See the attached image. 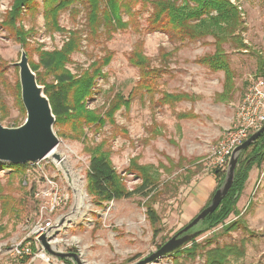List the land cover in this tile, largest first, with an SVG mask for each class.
Masks as SVG:
<instances>
[{
    "label": "rangeland",
    "instance_id": "374dc122",
    "mask_svg": "<svg viewBox=\"0 0 264 264\" xmlns=\"http://www.w3.org/2000/svg\"><path fill=\"white\" fill-rule=\"evenodd\" d=\"M42 1L35 0L34 9H23L16 24L27 33L28 45L23 49L4 25L12 0H0L1 125L15 128L25 120L19 105L18 68L14 66L20 52L26 53L28 63L38 65V52L60 49L68 32H78L80 36V48L67 65L71 74L91 71V64H98L107 55L111 57L85 102L86 109L102 118L104 124L58 123L53 130L59 140L54 153L59 160L49 156L37 165L28 164L26 171L17 176L9 177L6 170L0 171L4 198L0 201V264H28V260H19L10 251L40 223H48V230H54L56 252L76 254L81 264H136L208 206L217 190L212 172L218 167L212 152L222 133L232 126L236 102L247 89L246 78L257 74V60H264V0H229L241 9V39L247 43V53L237 49L236 43L224 45L234 74V89L226 102L216 97L223 88V73L196 64L199 58L213 53L211 38L181 45L164 33L149 32L150 10L141 4L132 7L134 22L114 33L101 29L97 38H91L85 13L77 7V13L67 10L60 14L59 26L64 32L50 34L44 26ZM122 18L127 21L125 15ZM139 49L148 59L149 69L159 71L151 84V96L134 90L140 74L129 58ZM38 74L43 83L52 84V78L41 68ZM163 94H184L187 99L164 104ZM116 95L130 99V105L116 111L110 122L105 114ZM96 149L108 157L125 191L133 196L101 205L90 196L86 175L90 152ZM142 169L151 179L152 192L147 197L134 194L142 183ZM220 170L226 177L227 167ZM259 173L244 187L236 213L224 225L202 230L194 239L192 255L187 253L189 243L176 254L150 264H205L207 251L225 246L239 250L228 264H264V227L255 226L249 218L253 210L251 193ZM263 183L264 173L258 187ZM38 191L42 192V200L36 197ZM54 193L58 197L51 208L48 203ZM42 203L50 208L45 214L40 212ZM148 209L158 218L154 226L147 218ZM235 222L237 225L227 231ZM202 228L198 226L194 231ZM29 264L46 263L35 260ZM50 264L76 262L72 258H54Z\"/></svg>",
    "mask_w": 264,
    "mask_h": 264
},
{
    "label": "trees",
    "instance_id": "16d2710c",
    "mask_svg": "<svg viewBox=\"0 0 264 264\" xmlns=\"http://www.w3.org/2000/svg\"><path fill=\"white\" fill-rule=\"evenodd\" d=\"M237 1L235 0V2ZM42 4L44 26L50 34L63 33V29L59 26L60 14L67 10L77 13V7L83 9L85 13L86 26L91 38H97L101 29L114 33L116 30L126 29L134 22L135 14L132 7L141 4L144 9L149 8L150 10L147 20L149 32L164 33L172 42L181 45L185 42L211 38L214 47L213 53L199 58L196 64L215 73L222 72L224 76L223 88L216 97L219 102L231 99L234 74L229 66L224 45L236 43L237 49L240 50L246 46L242 43L240 34L242 32L241 12L239 7L229 0H43ZM25 8L28 10L36 8L35 0H12L11 8L4 20V25L15 34L16 41L23 49L28 45L27 33L22 28H16V24ZM123 15L127 17L126 22L123 21ZM79 48L80 36L78 32H68V38L60 49L50 52L39 51L38 65L29 63V66L36 75L38 85L44 88V95L48 98L52 114L55 117V126L61 122L68 124L75 122L80 125L79 122L83 121L86 125L101 127L104 120L94 112L88 111L85 102L93 94L95 80L101 77V70L110 63L111 57L107 55L98 64H96L97 62L91 64V71L86 70L81 75H73L67 69V65L70 63L71 55ZM148 62L140 49L133 51L129 58V63L137 68L140 74V81L134 90L151 96L153 92L151 84L159 71L150 70ZM39 68L43 74L52 78V84L46 85L39 79ZM257 73L264 79V60L262 58L257 60ZM186 99L187 96L184 94L162 95L164 104H174ZM19 105L20 110L25 114L22 104ZM129 105L130 99L124 100L120 95L114 96L110 102L109 110L105 114L107 120L111 122L116 111L121 108L128 109ZM90 153L86 186L96 203L101 205L133 196V193L125 191L108 157L99 149ZM263 161L264 133L247 150L239 153L232 187L218 209L199 225L203 227L201 231L205 232L224 225L228 218L236 213V204L245 187L249 172L254 167H260ZM27 166L28 164L14 166L0 163V171L6 170L9 177L17 176L24 173ZM141 171L142 183L134 194L140 193L143 194V197H147L152 192L149 190L151 179L147 174H144L145 169ZM212 173L217 181L216 189H218L225 180V174H221L220 168H215ZM145 192L147 193L144 194ZM1 200L4 198L0 185ZM147 218L152 226L158 222L153 210H147ZM236 225V222L231 223L227 231L232 230ZM190 245L187 253L192 255L196 247L194 240L190 242ZM177 252L179 250L174 254ZM238 252L239 250L235 246L209 250L205 256V264H228V259L237 256ZM27 260L28 258H25L23 261Z\"/></svg>",
    "mask_w": 264,
    "mask_h": 264
},
{
    "label": "water",
    "instance_id": "95a60500",
    "mask_svg": "<svg viewBox=\"0 0 264 264\" xmlns=\"http://www.w3.org/2000/svg\"><path fill=\"white\" fill-rule=\"evenodd\" d=\"M14 66L18 68L20 101L25 112V120L22 125L15 128L3 127L0 123V163L17 166L42 161L55 150L59 140L53 130L55 117L52 114L49 100L44 95V88L38 85L36 75L30 69L24 51L20 52L19 61ZM263 133L264 125L233 150L227 165L225 180L221 187L213 193L209 205L154 253L136 264H150L175 253L202 232L194 230L218 209L230 191L239 153L247 150ZM53 159L59 160V157L53 154ZM39 242L52 257L57 259L72 258L76 264H81L76 254L58 253L52 250L44 236L39 239Z\"/></svg>",
    "mask_w": 264,
    "mask_h": 264
},
{
    "label": "built area",
    "instance_id": "2783aa9c",
    "mask_svg": "<svg viewBox=\"0 0 264 264\" xmlns=\"http://www.w3.org/2000/svg\"><path fill=\"white\" fill-rule=\"evenodd\" d=\"M263 125L264 79L253 77L250 80L246 93L236 106L232 126L222 133L217 146L212 152L216 166L218 168L227 167L233 150L247 140L249 136L257 132ZM38 163L29 164V166L37 165ZM56 196L57 193H54V198H51L48 203L51 208H54L52 203L56 205V202H54ZM36 197L38 200H42V192L38 191ZM40 207V212L44 214L50 209L47 206L44 207L43 203ZM49 226L50 224L48 223H40L37 224L34 230H29L23 240L11 248V255L19 260L28 258V264L35 260H41L46 264L52 263L54 258L43 249L39 242V239L44 236L48 243L52 244V250L56 251L53 246V243L56 242L53 235L54 230H48Z\"/></svg>",
    "mask_w": 264,
    "mask_h": 264
},
{
    "label": "crops",
    "instance_id": "0c3cea01",
    "mask_svg": "<svg viewBox=\"0 0 264 264\" xmlns=\"http://www.w3.org/2000/svg\"><path fill=\"white\" fill-rule=\"evenodd\" d=\"M241 16L243 17L242 14H241ZM241 38H244L243 32L241 33ZM242 43L244 45L247 44L245 42V40H242ZM241 52L246 54L247 53V47H245L244 49H242ZM256 73H257V66H256ZM253 77L254 78H257V77H260V76L257 73V74H254ZM253 77L248 76L246 78L247 79L246 81H247V84H248L247 85V89H248L250 80ZM260 78H262V77H260ZM233 83H234V79H233ZM233 89H234V87H233ZM247 89L245 90V93H246ZM245 93H243L240 96V98L237 100L236 105H235V108H236V106L238 105V103L240 102V100L242 99V97L244 96ZM258 172H260V173L258 175V179L256 181V185H255V187H253V192L251 193L252 195L254 194V196L252 198V201H253L252 209L253 210L251 211V214H250L249 218L253 221L252 223H255V226L264 227V183H263V187H262L261 184L258 187V182L260 181V177L264 173V161L262 162V164H261L260 167H258V168L257 167L252 168V170L249 172L248 179L246 181L245 186H248L250 184V181H253L252 179L254 178L255 174H257ZM248 202H249V200H248Z\"/></svg>",
    "mask_w": 264,
    "mask_h": 264
},
{
    "label": "bare ground",
    "instance_id": "6f19581e",
    "mask_svg": "<svg viewBox=\"0 0 264 264\" xmlns=\"http://www.w3.org/2000/svg\"><path fill=\"white\" fill-rule=\"evenodd\" d=\"M57 148H58V147H57ZM54 153H55V150L52 151V153H50V154L47 156V158H49V156H53Z\"/></svg>",
    "mask_w": 264,
    "mask_h": 264
}]
</instances>
